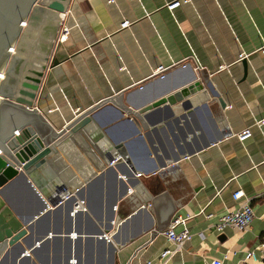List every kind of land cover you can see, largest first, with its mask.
Instances as JSON below:
<instances>
[{"label":"crops","instance_id":"1","mask_svg":"<svg viewBox=\"0 0 264 264\" xmlns=\"http://www.w3.org/2000/svg\"><path fill=\"white\" fill-rule=\"evenodd\" d=\"M168 1L70 0L63 16L68 32L51 53L59 62L45 67L35 100L56 131L87 114L94 122L54 154L55 169L49 163L50 171L40 172L44 194H53L57 184L73 186L93 152L115 153L114 143L121 141L134 172L144 174L115 164L131 187L142 186L118 202V219L138 212L113 226L117 238L106 233L110 239L101 240L88 234L69 238L68 206L51 209L30 230L34 235L48 225L51 235L27 249L29 255L8 248L0 264H146L166 245L163 234L150 232L176 214L189 216L192 235L169 264H264L257 250L264 231V0H181L172 9ZM123 19L129 24L120 27ZM247 126L252 135L245 141L230 135ZM72 135L64 130L59 141ZM162 163L164 170H153ZM119 184L104 181L87 194L94 209L76 216L77 228H95ZM236 189L250 198L253 219L244 230L215 231V218L198 211L219 214L234 207ZM11 197L21 206L33 200ZM251 250L254 258L246 254Z\"/></svg>","mask_w":264,"mask_h":264},{"label":"water","instance_id":"2","mask_svg":"<svg viewBox=\"0 0 264 264\" xmlns=\"http://www.w3.org/2000/svg\"><path fill=\"white\" fill-rule=\"evenodd\" d=\"M69 2L0 0V70L3 75L0 78V256L3 252L6 254L10 247L18 248L17 256L29 255L27 249L34 250L51 235L48 225L33 235L30 232L32 225L47 217L51 209H60L62 205L68 206L66 236L88 234L101 240L110 239L106 233L112 238L116 237L118 229L112 231L113 226L126 223L139 209L135 208L118 219L116 207L127 194L131 183L122 179L115 165L101 167L74 191L57 184L54 193L46 195L40 186V172L50 171L47 156L55 152L54 145L60 139V134L64 130L68 133L77 131L93 122L92 116L87 114L56 131L35 107L46 64L54 66L59 62L55 55L48 57L59 26L54 19L58 12L66 11ZM12 47L13 51L9 49ZM164 100L163 96L150 104H159ZM219 101L223 105V100ZM148 107L149 103L141 108ZM121 145V141L114 143L122 155V162L133 173L134 168L127 154L120 151ZM165 166L162 163L153 170ZM117 180L120 184L108 196L104 216L99 218L90 233H83L74 223L76 216L80 218L83 211L86 213V210L94 209L95 202L87 194L100 189L104 181L115 185ZM12 195L33 200L30 205L21 206L17 200L13 201ZM137 232L140 230L134 234ZM134 236L127 239L131 240ZM112 247L114 251L117 248L115 244ZM70 255L71 251L67 263L71 262Z\"/></svg>","mask_w":264,"mask_h":264},{"label":"built area","instance_id":"3","mask_svg":"<svg viewBox=\"0 0 264 264\" xmlns=\"http://www.w3.org/2000/svg\"><path fill=\"white\" fill-rule=\"evenodd\" d=\"M181 0H171L166 3V7L168 9H172L180 3ZM67 11V9H66ZM65 12L63 13V16ZM62 18L60 22V27L58 29L55 45L57 41H61L65 38L66 33L68 32L69 27L63 23ZM24 21H22L23 24ZM129 24L128 19H123L119 26L125 27ZM11 50V48H9ZM46 68H49L48 63L46 64ZM162 69V67H159ZM162 74V73H161ZM230 135H234L240 142L245 141V139L249 138L252 135L251 129L247 126L243 129L232 132ZM115 153H111L108 151V148H104L103 154L106 156H110L111 158L108 159L104 166L115 165L118 162H122L123 158L122 155L119 153L118 149L115 148ZM93 157H97V153H92ZM98 160V157H97ZM165 168L159 169V171L164 170ZM157 171V170H156ZM152 171V173L156 172ZM134 176H141L144 173L141 171L133 172ZM123 179H126V175L124 173L119 174ZM140 183H135L134 186H129L127 195H130L135 189L141 188ZM233 200L236 202L234 207L226 208L223 212L219 214H214L212 212H206L203 209H199L198 213L202 214L205 218H215V222L212 224V228L215 231H222L225 227L231 226L235 227L240 230L247 229L250 225V222L254 216L253 206L250 203V198L244 197L243 191L241 189H236L231 193ZM64 196L63 198H66ZM243 198V199H241ZM61 202V201H60ZM144 204H142L143 206ZM146 205H150V202H147ZM118 206V205H117ZM117 209V207H116ZM189 216H181V215H173L168 223L160 229H153L150 233H161L165 236L166 245L162 247L155 255L147 257L145 259L146 264H169L171 261V257L174 253L181 250L183 247L184 242L189 239L192 235L190 230L188 229L186 222ZM178 224H182L183 226L180 229H177L176 226ZM257 250L264 255V231L259 235L258 243H257ZM247 256L255 257L254 251H248ZM208 264H222L220 259H211Z\"/></svg>","mask_w":264,"mask_h":264},{"label":"bare ground","instance_id":"4","mask_svg":"<svg viewBox=\"0 0 264 264\" xmlns=\"http://www.w3.org/2000/svg\"><path fill=\"white\" fill-rule=\"evenodd\" d=\"M54 20L56 22H58L59 25H60V22L62 20V12H58V14L56 15V18ZM23 25H24V23L22 24V26ZM58 29H59V26H58ZM58 29H57V32H58ZM56 35H57V33H56ZM55 39H56V37H55ZM55 39L52 42V45H51V48H50V53H49L48 57H50L51 53L53 52V49L55 48L54 47L55 46ZM11 50L12 51L14 50L13 47L11 48ZM2 76H3L2 75V70H0V78ZM88 126H89V124L86 127H84V130H86L87 132H88V130H87V127ZM77 131L71 132L70 135H72V134H74V135L68 137L67 139L61 140V141L58 140V142L55 143L54 146H56L55 147L56 148V152H53V153H51V154H49L47 156V160H48L49 163H50V159L54 156V154L58 153L59 150L62 149L64 146H68L69 143L73 142V140L75 139V137L77 135H79L80 132H81V130H79L78 133H77ZM75 133H77V134H75ZM63 142H66V143L63 144ZM95 153H97L98 160H97V157L96 158L94 157L92 159L93 161H91V162L89 161L87 165H84L83 164L80 167V171L79 172L78 171L76 172L77 175H75V178L74 179H78V181H76V183L73 186H70L69 187V189H71L72 191H74L76 189V187L79 186L80 183H83L84 181H86L87 179H89L94 173H96L101 167H103L105 165L106 161L108 160V157L105 154H103V151H101V150H97V151H95ZM52 167H53V165H52Z\"/></svg>","mask_w":264,"mask_h":264},{"label":"rangeland","instance_id":"5","mask_svg":"<svg viewBox=\"0 0 264 264\" xmlns=\"http://www.w3.org/2000/svg\"><path fill=\"white\" fill-rule=\"evenodd\" d=\"M62 18H63V13H62ZM59 27H60V25H59Z\"/></svg>","mask_w":264,"mask_h":264}]
</instances>
